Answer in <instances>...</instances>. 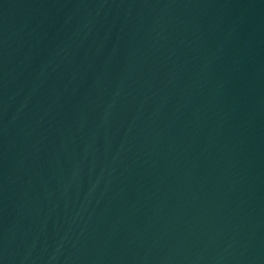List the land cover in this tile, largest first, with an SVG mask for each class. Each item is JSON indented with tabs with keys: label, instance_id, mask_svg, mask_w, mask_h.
<instances>
[{
	"label": "water",
	"instance_id": "95a60500",
	"mask_svg": "<svg viewBox=\"0 0 264 264\" xmlns=\"http://www.w3.org/2000/svg\"><path fill=\"white\" fill-rule=\"evenodd\" d=\"M0 264H264V0H0Z\"/></svg>",
	"mask_w": 264,
	"mask_h": 264
}]
</instances>
